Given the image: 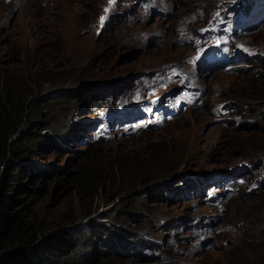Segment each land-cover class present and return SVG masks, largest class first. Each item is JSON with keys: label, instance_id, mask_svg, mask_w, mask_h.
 I'll return each mask as SVG.
<instances>
[{"label": "rangeland", "instance_id": "obj_1", "mask_svg": "<svg viewBox=\"0 0 264 264\" xmlns=\"http://www.w3.org/2000/svg\"><path fill=\"white\" fill-rule=\"evenodd\" d=\"M169 1V17L162 18L134 11L128 0H0V33L1 20L16 7L15 33L0 34V83L12 78L28 100L52 86L75 92L86 83L125 79L116 101L132 98L141 72L169 62L186 65L193 49L180 44L177 35L203 24L212 2ZM37 16L40 34H31L35 29L27 25ZM240 41L256 51L259 61L203 76L202 102L153 126L134 121L91 139L86 123L104 108L87 97L92 90L52 102L48 111L27 106L21 124L27 130L21 138L25 157L18 160L33 164L20 165L9 180L12 197L21 199L15 208L26 203L22 221L30 220L32 227L40 222L45 233H53L63 223L111 222L112 215H125L121 227L157 238L158 246L146 261L121 257V264H251L255 243L246 232L264 227V187L245 188L218 205L169 200L170 190L159 189L169 182L172 188L181 185L182 174L245 158L253 162L264 153V110L258 111L264 106V25ZM252 101L255 108L247 109ZM53 108L62 110L46 117L51 124L78 123L81 141L67 142L70 148L44 143L54 140V131L36 121ZM42 170L51 172L41 175ZM235 250L240 252L232 255Z\"/></svg>", "mask_w": 264, "mask_h": 264}, {"label": "clouds", "instance_id": "obj_2", "mask_svg": "<svg viewBox=\"0 0 264 264\" xmlns=\"http://www.w3.org/2000/svg\"><path fill=\"white\" fill-rule=\"evenodd\" d=\"M128 1L131 2L134 11L148 10L153 17H169L168 11L171 9L169 0H151L148 8L140 6L141 0ZM15 9L16 7L4 17L5 21L1 20L2 25L7 24L10 16L16 12ZM204 14L206 18L203 24L193 30L183 29L184 34L180 32L177 35L180 44H186L193 49L185 59L186 65L169 62L141 72L139 74L141 84L134 89L132 98L122 97L120 102L116 101L118 94L127 86L125 79L94 81L78 86V96L80 90H92L87 97L104 106L99 109L95 121L86 123L91 128L89 130L91 139L96 141L103 133L116 127L136 125L137 122L134 121H145V126H153L165 118L176 115L182 108L200 104L204 98L205 88L199 79L203 76L216 71L238 70L259 61L260 57L256 55V51L243 44L240 38L264 25V0H212L205 7ZM2 33L5 34V30L1 27L0 34ZM161 87L166 88L158 93L157 89ZM112 94L114 99H110ZM116 102L119 104L114 106ZM53 136L54 140L51 138L50 141L61 149L71 147L67 142L72 144L81 141V131L77 122L64 125L54 131ZM260 162L262 164L258 169ZM180 177L177 184L181 182V185L172 188L169 182L159 188L170 190L166 198L200 199L218 205L245 188L264 187V153L253 159V162L245 158L235 165L199 169ZM155 190L156 188L152 191ZM197 220L198 217L194 216V221ZM84 223L86 222L79 224ZM124 229L128 233L130 246L138 247L140 239L146 238L148 239L146 245L149 247H142L137 251L148 257L155 256L152 252L157 249V238L143 235L135 229ZM195 231L201 232L197 228ZM206 241L207 238H204L200 242Z\"/></svg>", "mask_w": 264, "mask_h": 264}, {"label": "trees", "instance_id": "obj_3", "mask_svg": "<svg viewBox=\"0 0 264 264\" xmlns=\"http://www.w3.org/2000/svg\"><path fill=\"white\" fill-rule=\"evenodd\" d=\"M6 78L0 83V264H121L118 260L122 256L134 258V261L149 259L150 257L137 251L142 247H149L146 245L148 239H140L138 247L128 243V233L120 226V221L127 219L125 215L117 218L112 215L111 222L89 220L84 224L63 223L53 233H45L40 222L32 227L30 220L22 221L20 213L22 208L26 209V203L15 208L21 199L12 197L9 182L20 165L27 167V164H33L31 161L18 160L25 157V145L21 138L27 134L25 127L22 130L21 126L25 118L22 111L31 105L38 110L48 111L52 102L64 103L69 97L76 99L78 90L75 93L70 87L52 86L51 91L33 97L30 95L27 100L24 99L22 88L12 78ZM255 104V101L248 103L247 109L255 108ZM53 110L59 111L62 108H53L46 113L45 120L36 123L52 131L62 128L64 125L59 121L51 124L46 118ZM263 110L264 106L259 108L260 115ZM52 115L61 117L58 114ZM43 140L46 145L52 143L51 137ZM26 167L28 171L29 168ZM46 174L48 172L42 170L41 175ZM247 230L246 237L255 243L250 262L264 264V227L252 226ZM238 252L240 250H235L232 255Z\"/></svg>", "mask_w": 264, "mask_h": 264}, {"label": "flooded vegetation", "instance_id": "obj_4", "mask_svg": "<svg viewBox=\"0 0 264 264\" xmlns=\"http://www.w3.org/2000/svg\"><path fill=\"white\" fill-rule=\"evenodd\" d=\"M14 16H10L9 21H7L6 25H2V29L5 30V34H14L16 30V26L14 23ZM32 19V18H31ZM36 20V21H35ZM28 28L35 29V32H32L31 34H40V16H37L34 18V21H29Z\"/></svg>", "mask_w": 264, "mask_h": 264}]
</instances>
